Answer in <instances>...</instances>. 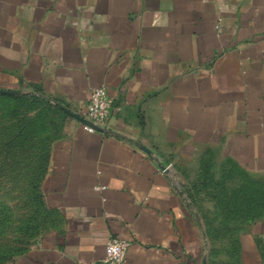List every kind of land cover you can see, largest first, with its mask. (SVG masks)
Masks as SVG:
<instances>
[{
	"label": "crops",
	"instance_id": "1",
	"mask_svg": "<svg viewBox=\"0 0 264 264\" xmlns=\"http://www.w3.org/2000/svg\"><path fill=\"white\" fill-rule=\"evenodd\" d=\"M101 85L119 135L69 120L43 182L47 229L14 264H106L111 236L130 243L123 264H205L177 166L264 175V0H0V90L82 114ZM238 240L217 264H264V218Z\"/></svg>",
	"mask_w": 264,
	"mask_h": 264
},
{
	"label": "rangeland",
	"instance_id": "2",
	"mask_svg": "<svg viewBox=\"0 0 264 264\" xmlns=\"http://www.w3.org/2000/svg\"><path fill=\"white\" fill-rule=\"evenodd\" d=\"M9 95L0 97V264L19 261L47 229L43 182L53 145L74 117L35 95ZM206 166L184 162L177 167L209 238L205 264H217L223 250L239 241L233 238L264 218V175L226 162L215 167L211 160L207 167L215 169V179L207 182L201 180Z\"/></svg>",
	"mask_w": 264,
	"mask_h": 264
},
{
	"label": "built area",
	"instance_id": "3",
	"mask_svg": "<svg viewBox=\"0 0 264 264\" xmlns=\"http://www.w3.org/2000/svg\"><path fill=\"white\" fill-rule=\"evenodd\" d=\"M35 95L45 97L46 99L51 101L50 98H48V96H44L43 94L35 92ZM113 108H114L113 98L110 96L107 87L105 85H101V86L95 87L92 90L91 96H90V99L87 105V110L82 114L75 112L81 118L85 119L86 121H82L78 118L76 119L82 122L83 128L86 131H89L92 133L99 132L103 134H112V135L118 136L119 134L113 132L109 127L110 126L109 120H110ZM128 139L131 142L135 143L133 141L134 139L133 140H131L132 138H128ZM136 145L140 147L138 144ZM147 153L152 158L150 153L149 152ZM170 168H171V164L167 165L165 167V170H169ZM129 245H130L129 241L125 239H121L117 236H111L107 241L106 258L104 262L106 264H123L125 261L127 251L129 249Z\"/></svg>",
	"mask_w": 264,
	"mask_h": 264
},
{
	"label": "trees",
	"instance_id": "4",
	"mask_svg": "<svg viewBox=\"0 0 264 264\" xmlns=\"http://www.w3.org/2000/svg\"><path fill=\"white\" fill-rule=\"evenodd\" d=\"M2 96H7V97H13L12 95H9L8 93H5V94H2V93H0V97H2ZM23 97H25V96H23ZM35 98H38V99H41V100H44V101H46V102H51V101H49L48 99H46L45 97H42V96H38V95H35L34 96ZM57 108L61 111V112H63L64 114H66V115H70V113L68 112V111H66L65 109H63L62 107H60V106H58L57 105ZM209 165V163L207 164V166ZM232 165V164H231ZM206 166V168H205V171H204V174H203V176L201 177V180L202 181H214V174H213V170H211V168L210 167H207ZM211 166V165H210ZM233 167H235V168H238V167H236V166H234V165H232ZM240 169V168H239ZM241 170V169H240ZM243 171V170H242ZM245 172V171H244ZM245 173H247V172H245ZM239 238H233L232 240H238ZM238 242H236L235 244H233L232 243V245L233 246H236V244H237Z\"/></svg>",
	"mask_w": 264,
	"mask_h": 264
},
{
	"label": "water",
	"instance_id": "5",
	"mask_svg": "<svg viewBox=\"0 0 264 264\" xmlns=\"http://www.w3.org/2000/svg\"><path fill=\"white\" fill-rule=\"evenodd\" d=\"M0 93L17 94V93H19V92H18V91L0 90ZM50 100H51L52 102H54L55 104L60 105L63 109H65V110H67L68 112H70V114H71L72 116H74L75 118H78V119H80V120H82V121H86L85 119L81 118L77 113H75L74 111H71L68 107L64 106L63 104H60L58 101L53 100V99H51V98H50ZM131 140H133V139H131ZM133 141H134L136 144H138L141 148H143L144 150H146L147 152H149L150 155L152 156V158L157 159V158L155 157V153H154L152 150H150V149L144 147L143 145L139 144L138 142H136V140H133Z\"/></svg>",
	"mask_w": 264,
	"mask_h": 264
}]
</instances>
